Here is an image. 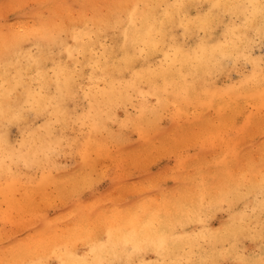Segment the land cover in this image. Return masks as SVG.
I'll use <instances>...</instances> for the list:
<instances>
[{
    "label": "snow or ice",
    "instance_id": "6c2138e0",
    "mask_svg": "<svg viewBox=\"0 0 264 264\" xmlns=\"http://www.w3.org/2000/svg\"><path fill=\"white\" fill-rule=\"evenodd\" d=\"M17 7L20 6L12 2L3 4L5 11ZM92 7L99 9L92 19L99 22L101 32L120 37L109 48L103 45L97 48L96 32H78L53 16L56 27L50 30L44 21L37 22L32 29L35 36L27 42L21 40L15 58L5 64L0 176L6 182V191L19 184L20 162L25 166L35 162L22 151L29 129L39 125L54 139L65 137L77 127L87 128L89 132L100 127L89 106L91 82L101 73L107 76L109 68L132 73L134 79H147L151 85L148 94L155 96L157 107L173 103V96L177 106L207 102L209 97L214 103L220 94L227 93L232 94L226 97L230 101L240 102L251 99L254 93L250 95V90L258 88L259 118L264 127V0H211L206 4H188L184 0L168 4H125L116 0ZM217 29L223 30L220 41L209 40V33ZM178 30H182L184 42L178 39ZM24 32L23 28L8 29L5 35L22 38ZM189 36L196 37L193 45L187 42ZM209 48L211 57L207 55ZM229 69L238 72L240 79L222 88L216 80ZM141 95L145 93L141 91ZM81 97L87 101L83 108ZM256 108L253 103L245 109L244 123L225 135L238 139L255 119ZM14 127L20 130L15 141L10 135ZM68 146L79 148L87 155L80 143L73 141ZM56 147L59 150L61 145ZM199 171L204 174L197 177L202 193L200 220L192 235L202 239L185 244L183 255H176V237L170 236L166 227L172 215L168 209L161 208L151 221L143 224L155 236L132 226L125 229L126 234L121 238L114 239L113 230L110 227L105 230L101 225L113 214L110 209L119 206L102 205L78 219L74 229H69L67 246L44 251L37 259L0 260V264H146L145 251L155 252L157 259L152 264H264V146L258 158L241 157L233 153L229 143L213 163L201 166ZM209 189L219 193L215 208L226 212V219L215 217L213 205L204 202ZM158 194L159 190L149 193ZM16 195L19 197L20 192ZM134 223L143 220L136 216ZM210 235L211 255L196 253L194 250L203 248L202 241H208ZM257 239L258 245L245 246V241ZM40 244H44L42 237ZM81 244L82 248L76 247ZM16 248L10 242L6 251ZM25 253L33 255L31 248L25 249Z\"/></svg>",
    "mask_w": 264,
    "mask_h": 264
},
{
    "label": "rangeland",
    "instance_id": "374dc122",
    "mask_svg": "<svg viewBox=\"0 0 264 264\" xmlns=\"http://www.w3.org/2000/svg\"><path fill=\"white\" fill-rule=\"evenodd\" d=\"M79 1L56 0L55 3V0H0V30L5 29L8 25L23 24L24 22L32 25L39 20L40 15H43V17H46L45 19L49 18L48 20L54 26H56V21L51 19L53 16L59 17L67 27L74 28L78 32H96L97 36L94 39L98 41L96 45L98 49L101 48V45L109 48V45L113 43V36L116 39H120L112 32H108L105 35L101 32L100 26L90 23L88 25V22H86L87 18L92 19L93 12L99 11V9L92 7L94 4L112 3L116 2V0H90V3H88L89 0ZM138 1L128 0L125 2V0H119V2L125 4H135L139 3ZM5 2L17 3L20 7L5 11L3 8ZM170 3H174V0H170ZM49 5H60V7H45ZM221 32L222 30L220 29L219 33ZM177 35L181 42L185 41L182 30H178ZM215 35L217 34L213 35V40L218 39L220 41V36L217 35L215 37ZM101 36H103V39H101ZM195 41L196 37H187L189 45H193ZM255 55L257 57L260 55L258 46L255 49ZM64 58L67 59V52L64 53ZM257 71H259L258 68ZM115 76H121L120 81L124 85L129 86L121 93L125 97L124 100L117 101L114 98L112 105L108 108L106 104H101L102 102L92 101L96 98L91 97V103H93L91 108H94L93 116L98 119L100 124H105V128L96 132V137L94 138L98 148L103 143L106 151L110 154L104 157L105 159L98 158L99 161L95 164V167L98 170L100 169L98 172L105 174V176L98 178L95 183L93 182V185L85 188L86 190L81 195L82 199L79 201L59 202L47 210L43 209L45 206L38 208L40 205L43 206L58 197L64 188V186H61L62 183L70 182L71 174L81 170H88L89 175H94L96 170V168H83L85 164L87 165L90 162L91 157L97 158V155L92 156L93 154H91L90 157L89 154L85 156L81 149H73L68 146L73 141L83 144L82 140L86 137V133H91L92 131L89 132L87 128L81 130L77 127L76 131L69 130L65 137L54 138V142L57 143L51 146V150L47 152L49 161H45L43 158L42 161L34 165L30 163L25 166L23 162L18 165L19 184L16 188H21V192L25 189L31 191L36 185H43L47 181L46 175H48V181L51 183L48 182L49 189H47L44 196L41 195L42 191L32 190L33 193L29 195L22 208L10 210L5 202L2 201L0 203V247L3 248L10 245V242L15 241V239H26V236L29 237L30 234L44 237L46 232L42 228L46 219L52 221L51 226H54V223L56 224V221L58 222L64 213H67L70 209H76L79 203L98 201L107 198L109 193L108 199L119 207L125 204L144 203L148 197L160 199L161 196L165 195L167 198H172L182 191L196 193L197 177L203 174L199 169L201 166L213 163L227 149L229 143L232 144L233 153H239L241 157L251 155L259 157L261 147L264 146V127H262L259 118V92H252L254 95H252L251 99H243L240 102H232L226 98L231 97V93L220 94L213 104L208 105L194 102L177 106L173 96V103L157 107L155 105V96L148 94L150 85L145 80H142V83L138 84L137 88H133L131 83L134 84L135 79L132 73L125 71L120 75L116 72L115 75L110 76V80L112 81ZM239 79V73L229 69L220 74L216 83L224 88L234 84ZM92 84L96 87H104L103 82L98 81ZM105 84H108V82ZM1 86L4 87L2 78H0ZM141 91L145 95H141ZM252 93L249 94L251 95ZM224 99L228 102L227 104H225ZM2 100L3 96L0 95V101ZM85 103L87 101L81 97V108H83ZM253 103L257 105L255 119L249 124L246 132L239 134L238 139L232 140L230 136L225 134L231 133L234 128L244 123L245 119H247L244 111ZM103 110L107 113L104 112V116L100 117L98 114L102 113ZM2 125L4 127V124ZM38 129H41L39 125L34 129H29L26 134L27 138H41ZM19 132L20 130L15 127L10 131L13 141L16 140ZM44 132L46 131L41 129V133ZM42 138H44L43 135ZM58 144L61 145L59 150L56 147ZM30 145L31 143L24 141L22 150L28 151ZM17 147L19 148L20 145H17ZM82 148L84 149V147ZM203 152L205 153L203 154ZM56 178H61V180ZM54 181L55 184H53ZM78 181L80 182L81 180ZM57 182L58 184H56ZM5 183V180L0 179L1 190L5 189ZM170 188L173 189L171 190ZM157 190H159L158 195H149V193H155ZM72 191L74 195H72ZM72 191L69 196L70 198H75L81 190L74 189ZM30 203H36L37 206H31L29 205ZM40 212H42V217L45 218L41 223L36 218ZM72 213L75 214L74 211ZM212 213L217 218H227L226 212L213 210ZM67 221L63 217V221L60 223L66 224ZM194 224V229H196L198 222ZM64 228L65 226L58 228L54 226L52 229H55L53 232L58 234ZM48 238L54 240L55 236L49 235ZM61 245L65 244L60 242L58 246ZM253 245H258V239L257 241H245L246 247ZM76 247L82 248L83 245H76ZM155 257L156 254L152 252H145L143 255L145 262L149 263L151 261L150 264L156 260ZM27 259H30V256Z\"/></svg>",
    "mask_w": 264,
    "mask_h": 264
},
{
    "label": "bare ground",
    "instance_id": "6f19581e",
    "mask_svg": "<svg viewBox=\"0 0 264 264\" xmlns=\"http://www.w3.org/2000/svg\"><path fill=\"white\" fill-rule=\"evenodd\" d=\"M80 1H82V0H80ZM91 1H94V0H91ZM127 1L128 0H125V2H127ZM138 2L141 4H144V3L168 4V3H170V0H139ZM174 2H175V0H174ZM184 2L188 3V4H192V3H196V2H201V3L206 4V3L211 2V0H184ZM55 3H56V0H55ZM88 3H90V0ZM92 3H94V2H92ZM97 12L98 11L93 12V16ZM31 13H32V11H31ZM67 14H70V13H67ZM45 18L46 17H43V15H40V18H38L39 20L35 21L34 24H32V25L24 22L23 24L18 23L17 25H8V27H6L5 29L0 30V78L3 79L4 67H5L6 62H11L15 58V49H16L17 45L19 43H21V40H23V42H27V40L29 38H32L35 36V33L32 31V29H33V26L37 24V22L44 21L45 27L50 29V30L56 27L48 20L49 18L48 19H45ZM86 22H88V25L90 23L92 25L100 26L98 21L90 19V18H87ZM20 28H23L25 30L24 36L22 38L21 37H11V36L5 35V33L8 29H12L15 31V30H18ZM87 29H89V28L87 27ZM219 30L220 29H217L213 33L217 34L218 36L221 37L223 35V30L221 29L222 30L221 33H219ZM89 31L91 32V30H89ZM213 33H209V35H208L209 40H213V35H214ZM41 34H43V33H41ZM217 35H215V37ZM6 40H7V46L5 45ZM114 40H119V39H116V37L113 36L112 41H114ZM214 40L216 42H219L218 39H214ZM68 43H71V41H68ZM207 55H209V57H211V55H212L210 48H209ZM87 71L90 72L91 70L89 69ZM116 72H118V71H115L114 69L109 68L107 76H105L103 73H101L92 79L91 83H93V82L95 83L98 81L104 83V87H99V86L96 87L95 85L92 84V87L90 89V94H91L92 98H96L92 101H97V103L102 102L101 104H106V106L108 108H110V106L113 103L114 98L117 101L124 100L125 97L121 93L123 92V90L127 89L129 86L124 85L123 82L120 81L121 76H115L112 81L110 80V76L115 75ZM118 73L120 75L123 74L121 72H118ZM142 80H145L148 83V85H150V83L147 79L137 77V78H135L134 84L131 83V86L133 88H137V85L142 83ZM104 81L108 82V84H105L106 82H104ZM150 87H151V85H150ZM174 88H175V86H174ZM176 90H178V89H176ZM171 92H172V90L170 89V93ZM252 92L258 93L259 90H258V88H253L250 90V93H252ZM17 94H19V93H17ZM0 95H2V96L4 95V87L3 86L0 87ZM224 102H226L225 104L228 103L225 99H224ZM199 103L201 105L213 104L211 97H209L207 102L200 101ZM92 105H93V103L90 104V107ZM213 107H215V106H213ZM3 109H4V100L0 101V112H2ZM104 112H106V111L103 110L102 113H100L98 115H100V117H103ZM205 117H206V115H205ZM207 117H209V116H207ZM3 121H4V118L2 115H0V129H3L2 124L5 123ZM104 126H105L104 123L100 124V127L97 130H93L91 133H86V135H85L86 137L82 140V142H83L82 147H84V151H86L87 155L90 154V157H91V154H93L92 156L97 155V158L91 157L90 162H88L87 165L85 164L84 168H83V169H87V168L88 169H90V168L95 169L96 168V170L94 172L95 176L89 175L88 170H81L79 172L71 174V176L69 178L70 182H63L62 183L61 186H64V188H63L62 192L58 195V197H56L55 199L51 200L48 203H45L43 206L40 205V207H38V208H43L45 206V208H43V209L47 210L59 202H65V201L74 202L75 200L79 201L80 199H82L81 195H82V193H84V190H86L85 188H88L89 186L93 185V182L95 183V181L98 178L105 176V174H101L98 172L100 169L98 170L97 167H95V164L99 161L98 158L103 159L104 157H107L110 154L106 151L105 144L103 145V143H102V146L100 148H98L97 144H95V142H94V138L96 137V132H99L102 128H105ZM172 126H174V125H172ZM38 130H39V136L41 138H33V137L27 138V136H26V138H24V141H28L29 143H31V145H30L28 151H25L24 149L22 150L24 153H26L28 155L30 161L35 159L34 163L30 162L33 165L39 161H42L43 158L45 161H49L47 152L51 150V148H50L51 146H53L57 143V142H54V139H50L47 136L46 132L41 133V129H38ZM169 130H170V128H169ZM42 135L44 136V138H42ZM89 136H91V139H89ZM112 140H116V139H112ZM192 141H193V139H192ZM131 148H134V147H131ZM129 150H131V149L129 148ZM30 152H32V153H30ZM204 153L205 152H203V154ZM83 154H84V152H83ZM87 155H85V156H87ZM130 155H131V153H130ZM203 175L204 174H200V175H198V177L203 176ZM46 177H47L46 178L47 181L43 185H38V186L36 185L34 188H32L33 191H42L41 195H43V196L46 195L47 189H49V187H48L49 183H51L48 181L49 180L48 175H46ZM0 179L4 180L2 176H0ZM56 179L61 180V178H56ZM77 180H81V181L77 182ZM53 184H55V181L53 182ZM56 184H58V182ZM69 184H71V185H69ZM74 189L75 190L78 189V191L79 190H81V191L77 197L70 198L69 193ZM196 189H197L196 193H191V192L187 193V192L182 191L178 195H176L175 197L173 196L172 198H167L165 195L161 196L160 199L156 198V197H148L144 203L141 202V203H137V204H125L121 207H114L113 209H110V211L113 212V214L110 216H107L105 218L103 225H101V226L105 230L110 227L113 230L114 239L121 238L123 235L126 234L125 229H128L129 227H132V226H135L141 233H143L145 231H149L151 235L155 236V233H151L150 230L144 229L143 224L151 221L154 218V214L157 213L161 208L168 209L172 213V215H171L169 221L166 222V227L168 228L169 235L172 236L174 234L176 237L175 242H174V251H175L176 255H183V254H185L183 252L185 244L190 243L192 240H195V239H202L200 237H195L194 235H192V230H194V225H195L194 223L199 222V220H200V216L198 215V210L201 206L202 193H201V186L198 183V181H197V188ZM32 190L28 191L25 189L21 192V188H19V189L10 188L7 191L5 189L4 190L0 189V203L2 201L5 202V204L8 206V208H10V210L22 208L24 206V204L26 203V201L28 200L29 195L31 193H33ZM91 190H92V187H91ZM17 191L20 192V197H18L16 195ZM71 193H72V195H74L73 191ZM109 194H108L107 198H104V199H101L98 201H92L89 203H79L77 205L76 209H72V210L70 209L67 213H64L62 218L59 219L58 222L56 221V224L54 223V226L56 228L65 226V228L63 229V231L61 233L55 234V232H53L55 229L54 230L52 229L54 226H51L53 222L46 219L45 224L43 225V228H42V229H44L43 231L46 232V236L42 237L44 240L43 245L40 244L41 237L36 236L37 234H35V235L30 234L29 237L26 236L27 237L26 239H18V240L15 239V241H12L17 245V248L14 251H11V252L6 251V246L3 248L0 247V260L27 258L28 256H26V253H25V249H27V248H31L33 251V255L30 256V259H35V258H39L40 254L44 251L50 252V251L60 247V246H58L60 242L64 243L65 246H67L70 242L69 229H74L76 227L75 222L78 219L82 220L87 213H90L91 211H93L95 208H97L99 206H102V205H113V206H115V204H113L108 199ZM146 196H148V195H146ZM218 197H219V193L217 191L212 190V189H209L207 192V195L204 197V202L206 204H212L213 205L212 211L216 210L215 202L217 201ZM85 202H86V200H85ZM29 205L34 206V207L37 206L36 203H30ZM72 211H74L75 214H73ZM42 212L38 213L36 216V218H38L40 220V223L45 219L42 217ZM136 216L141 217L143 220V223H134V217H136ZM63 217H65V219L68 220L66 224L60 223L63 221ZM60 224H62V225H60ZM49 235H54L55 239L52 240L51 238H48ZM202 243L204 244V247L203 248L197 247L194 251L198 254L211 255V249H212V243H213L211 235L209 236L208 241H202ZM2 246H4V245H2ZM7 247H10V245H7ZM145 252L155 253L154 251H145ZM155 258L157 259V256ZM194 258H196V257H194ZM150 263H151V261H149V263H146V264H150Z\"/></svg>",
    "mask_w": 264,
    "mask_h": 264
}]
</instances>
